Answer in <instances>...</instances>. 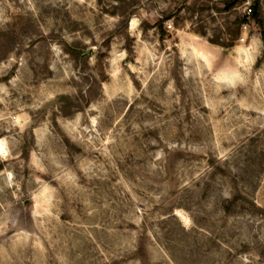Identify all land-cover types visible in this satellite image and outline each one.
Here are the masks:
<instances>
[{"label":"rangeland","instance_id":"374dc122","mask_svg":"<svg viewBox=\"0 0 264 264\" xmlns=\"http://www.w3.org/2000/svg\"><path fill=\"white\" fill-rule=\"evenodd\" d=\"M252 1L0 0V264H264Z\"/></svg>","mask_w":264,"mask_h":264},{"label":"trees","instance_id":"16d2710c","mask_svg":"<svg viewBox=\"0 0 264 264\" xmlns=\"http://www.w3.org/2000/svg\"><path fill=\"white\" fill-rule=\"evenodd\" d=\"M248 9V14L241 18V24L247 23L248 21L254 22L262 30L261 36L264 41V17L262 13L261 0H253Z\"/></svg>","mask_w":264,"mask_h":264},{"label":"bare ground","instance_id":"6f19581e","mask_svg":"<svg viewBox=\"0 0 264 264\" xmlns=\"http://www.w3.org/2000/svg\"><path fill=\"white\" fill-rule=\"evenodd\" d=\"M7 153V148L5 147V145L2 144V142H0V154H6Z\"/></svg>","mask_w":264,"mask_h":264}]
</instances>
